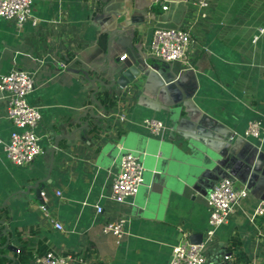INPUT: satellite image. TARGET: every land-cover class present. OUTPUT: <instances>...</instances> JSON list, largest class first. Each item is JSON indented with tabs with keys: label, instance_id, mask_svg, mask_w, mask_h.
Listing matches in <instances>:
<instances>
[{
	"label": "crops",
	"instance_id": "1",
	"mask_svg": "<svg viewBox=\"0 0 264 264\" xmlns=\"http://www.w3.org/2000/svg\"><path fill=\"white\" fill-rule=\"evenodd\" d=\"M120 11L130 16L135 12L139 25L133 27L132 40L146 56H150L147 49L156 28L186 30L195 40L190 70L183 64L163 62L158 68L165 74L171 72L190 96L183 109L186 112L181 114L180 130L195 133L203 122L211 136L236 145L238 162L243 158L251 168L246 171L236 163L235 185H246L249 195L215 231L207 250L208 264H246L237 260L240 254L247 257L248 264H264V214L254 215L258 205L264 210V156L252 151L258 146L255 140L243 137L251 122L264 127V0H209L205 17L188 0H32L36 27L26 23L16 28L0 19V76L14 69L33 75L34 87L27 102L39 107L36 133L43 148L51 143L50 136L70 135L88 107L94 114H102L91 100L93 89L83 73L106 77L100 67L106 62L107 30ZM103 35L105 49L100 44ZM109 55L111 66L124 53L112 43ZM121 61L126 64V59ZM156 86L153 79L115 88L110 92L115 106L108 112L95 95L104 116L92 119L87 115L81 120L87 122L86 130L76 132L72 140H59L40 201L34 190L25 191L46 178L50 155L44 152L25 167L7 160L3 146L16 129L6 119V104L0 97V206L7 201L0 208V247L6 244L7 235L9 244L18 250L33 252L25 258L28 264L35 255L49 250L81 255L87 264H169L180 241L190 234L205 233L209 216L205 196L210 187L155 186V176H164L156 166L160 159L155 145L161 140L140 124L157 119L173 131L178 124L168 120ZM102 90L99 86L98 92ZM119 114L126 116L124 123L118 121ZM166 134L164 139L169 137ZM127 151L146 154L143 183L134 206L105 198L119 159ZM95 206L103 213L98 215ZM145 207L147 211H143ZM50 219L63 230H56ZM120 219L125 220L120 240L102 233L107 220ZM5 254L24 264L18 253L1 249L0 255ZM224 256L228 258L225 262Z\"/></svg>",
	"mask_w": 264,
	"mask_h": 264
},
{
	"label": "built area",
	"instance_id": "2",
	"mask_svg": "<svg viewBox=\"0 0 264 264\" xmlns=\"http://www.w3.org/2000/svg\"><path fill=\"white\" fill-rule=\"evenodd\" d=\"M193 7L202 10L205 17L209 7V0H188ZM32 0H0V19L12 23L16 28H22L30 23L36 27L38 22L31 13ZM167 6H163L166 10ZM195 44L192 35L182 29H154L148 54L166 64H183L190 70V49ZM125 59V55L121 60ZM33 75L22 69H14L10 73L0 76V97L5 101V117L9 120L14 131L7 144L3 146L7 160L18 167L29 166L44 153L40 138L36 133L41 116L38 106L30 105L27 97L33 91ZM118 121L124 123L126 116L119 114ZM151 136L162 139L167 133V126L157 119H145L140 124ZM245 139H253L258 143L257 148L264 154V127L259 122H251L244 131ZM234 137H231L233 139ZM1 144V141H0ZM143 152L128 151L120 159L118 171L112 179L107 200L115 204H130L143 183L144 167ZM59 194V193H57ZM249 192L244 187H236L232 177L219 180L206 194L208 210V227L200 244H191L187 239L180 241L172 250L169 264H208V246L215 231L225 225L233 212L243 200L248 198ZM41 196L43 193L41 192ZM41 209L46 212L45 207ZM96 213L100 215L103 209L95 206ZM262 204L258 205L254 215H262ZM56 230L62 231L61 224L50 219ZM125 220H107L102 226L103 234H111L120 240L124 234ZM224 262L228 260L223 257ZM32 264H87L81 255L56 252L49 250L42 255H35Z\"/></svg>",
	"mask_w": 264,
	"mask_h": 264
},
{
	"label": "water",
	"instance_id": "3",
	"mask_svg": "<svg viewBox=\"0 0 264 264\" xmlns=\"http://www.w3.org/2000/svg\"><path fill=\"white\" fill-rule=\"evenodd\" d=\"M113 16L114 19L109 24V29L107 30L106 62L100 67V71L106 74V77L102 75L99 76V78L90 77L87 72L83 73L86 81L93 89L91 100L96 106L102 109V114L96 115L93 113V108L88 107L76 121L79 127L72 131L70 135L50 136L51 143L49 146L43 148L44 152L50 155L48 174L45 179L38 180L29 186L25 193L28 194L30 190H34L37 200L40 201V195L44 188L43 183L49 182V175L53 168L54 154L58 149L59 140H72L76 132L86 130L87 122H81V120L87 115L92 119H102L105 110L95 99L99 86L103 88V90H109V92H111L115 91V88L125 89L139 81L147 84L153 79L157 82L156 93L163 99L164 106L162 109L168 120L173 124L178 123L174 131L172 128L167 129L168 132L166 137L169 135L167 139H164V137L162 139L160 138L159 140L161 141L155 145L160 159L156 164L157 169L164 171L162 179L158 175L155 176V186L157 188L161 186L166 188L169 183L175 185L182 183L190 186L194 190L200 189L201 185L202 187H210L211 190L213 185L216 184L215 181L225 173L229 174L232 178L235 177L233 170L236 163L240 168L250 171L251 168L245 163L243 158H239L238 162L240 151L235 147L236 145L234 146L231 143L211 136L210 129L205 128L203 122L196 128L195 133L181 132L179 127L182 121L181 114L185 111L183 109H185L190 102L188 99V97H190L188 92L181 87L178 80H174V75L171 72L165 74L158 69L160 68L159 64L161 61L152 56H146L141 49L135 48L132 40L135 33L133 27L139 25L138 21L135 19V12L130 16L126 12L120 11V13H115ZM112 43L118 46L124 53L126 64H122V56H118L114 58L111 66L108 65ZM252 151L256 152L257 156H264L256 147L252 148ZM169 172L174 173V176H171ZM261 177H264L263 172ZM192 181H194V185L190 184ZM18 193L23 192L21 191ZM6 203L7 201L3 203V206H5ZM3 206H0V208ZM147 210L148 207L143 209V211ZM202 237L203 234L194 233L188 236V240L191 244H200L202 242ZM6 238L7 242L4 246L0 247V250L4 249L8 253L17 254L19 250L9 244V237L7 235ZM0 257L9 260L13 264H18L15 262L16 259L10 257L8 254L0 255Z\"/></svg>",
	"mask_w": 264,
	"mask_h": 264
},
{
	"label": "trees",
	"instance_id": "4",
	"mask_svg": "<svg viewBox=\"0 0 264 264\" xmlns=\"http://www.w3.org/2000/svg\"><path fill=\"white\" fill-rule=\"evenodd\" d=\"M105 40H106L105 36L103 35L101 37V41H100L101 47L103 49H105ZM96 97H98L101 100V103L105 107L104 109H106L107 112L110 111L112 108H114L116 100L110 94L109 90H102L101 92H97ZM232 242H233V244L236 243L235 240H233ZM3 252L5 253V251H3ZM32 254H33V252H31L30 250L27 251L24 248H21L18 252L20 262L24 263V264H28L27 261H25V258L26 257H32ZM40 254H42V253H40ZM237 258H238L237 260H245L246 264L249 263L247 257L244 254L237 255ZM0 264H12V263L9 260L2 257V259L0 260Z\"/></svg>",
	"mask_w": 264,
	"mask_h": 264
}]
</instances>
